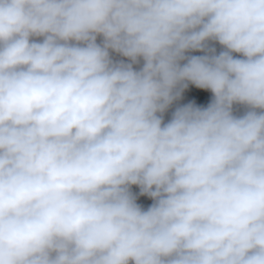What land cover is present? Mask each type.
I'll return each instance as SVG.
<instances>
[{
  "label": "clouds",
  "instance_id": "1",
  "mask_svg": "<svg viewBox=\"0 0 264 264\" xmlns=\"http://www.w3.org/2000/svg\"><path fill=\"white\" fill-rule=\"evenodd\" d=\"M0 264H264V0H0Z\"/></svg>",
  "mask_w": 264,
  "mask_h": 264
},
{
  "label": "bare ground",
  "instance_id": "2",
  "mask_svg": "<svg viewBox=\"0 0 264 264\" xmlns=\"http://www.w3.org/2000/svg\"><path fill=\"white\" fill-rule=\"evenodd\" d=\"M100 39L101 38H98V42H100ZM214 45H215V48L217 49V53H219V51L222 50V47L218 43L214 44ZM112 55H113V58L116 60L123 59V60H125V62H128L127 58L120 57L119 55H117L115 53H112ZM234 55L238 56V54H235V53H234ZM142 64H143V61L141 60L140 64L134 65V68H136L138 70L142 66ZM211 95H212V93L208 90H202V89H197V88L195 89L194 88V90L188 91V93L182 94L179 99L175 100L172 103V105L169 107V109L166 112L168 113L170 111H175V109L179 106H183V105H185L189 102H192V101L197 102V101H199L201 99H205L206 97L211 96ZM244 110L245 109H243V110L240 109V111L238 113H236V115H242Z\"/></svg>",
  "mask_w": 264,
  "mask_h": 264
},
{
  "label": "rangeland",
  "instance_id": "3",
  "mask_svg": "<svg viewBox=\"0 0 264 264\" xmlns=\"http://www.w3.org/2000/svg\"><path fill=\"white\" fill-rule=\"evenodd\" d=\"M213 46L215 47V45H213ZM188 55H203V53H200V52H192V53H188ZM194 88L196 89V87L194 85H192V84L189 83V87L187 89H185L181 93V95L184 94V93H188V91L194 90ZM211 98H212V95L206 97L205 99H201V100H199V101H197L195 103L197 105H199V106L206 107L207 104L210 102ZM240 109L243 110L244 109L243 106H239V105L234 106V112H235V114L238 113L240 111ZM173 112L174 111H170L168 113L166 112L167 114L166 113L163 114V116H164V122L165 123H167L171 119V116H172V113ZM131 190L137 196V203L140 204L143 208L147 209V207H149L153 203V201L149 197H147V196H141L139 194V191L140 190H139L138 186H135V185L132 186V189Z\"/></svg>",
  "mask_w": 264,
  "mask_h": 264
}]
</instances>
